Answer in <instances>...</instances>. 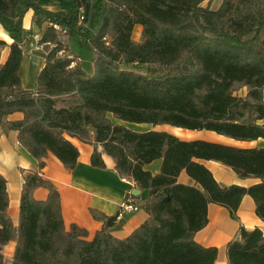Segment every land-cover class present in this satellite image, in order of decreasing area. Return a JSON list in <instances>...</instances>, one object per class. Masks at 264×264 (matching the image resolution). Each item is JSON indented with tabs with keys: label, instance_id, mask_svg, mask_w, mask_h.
Masks as SVG:
<instances>
[{
	"label": "trees",
	"instance_id": "16d2710c",
	"mask_svg": "<svg viewBox=\"0 0 264 264\" xmlns=\"http://www.w3.org/2000/svg\"><path fill=\"white\" fill-rule=\"evenodd\" d=\"M68 1L69 9L54 10L41 0H0V24L12 38L0 62V123L22 111L7 127L18 129L20 142L37 159V169L25 175L17 227L0 174V264L11 239V264H215L218 247L202 244L196 233L208 223L211 202L236 216L245 194L264 220V144L183 139L126 122L264 139V0H222L216 8L211 0ZM29 8L43 30L39 42L53 43L34 89L24 88L20 75ZM136 24L139 40L133 37ZM63 35L95 52L91 73L78 56L61 54L69 48ZM134 63L147 71L127 67ZM236 83L248 87L245 95L235 93ZM70 137L94 144V166H106V152L121 175L146 191L141 206L148 216L128 235L110 231L117 214L95 210L104 225L92 238L75 222L66 226L60 192L40 170L50 152L74 169L79 149ZM157 158L161 168L153 173L145 165ZM199 159L221 161L257 180L223 185ZM183 170L193 182L179 180ZM38 186L49 189L45 199L34 196ZM227 257L228 264H264V231L241 225L227 244Z\"/></svg>",
	"mask_w": 264,
	"mask_h": 264
},
{
	"label": "crops",
	"instance_id": "0c3cea01",
	"mask_svg": "<svg viewBox=\"0 0 264 264\" xmlns=\"http://www.w3.org/2000/svg\"><path fill=\"white\" fill-rule=\"evenodd\" d=\"M41 4L54 10L69 9L71 2L68 0H41ZM34 10L29 8L23 18L25 28V41L23 44V58L20 67L21 81L24 88L34 89L37 86V75L45 62V55L53 46V43H40L42 28L33 20ZM69 48L62 50L66 55L83 53L85 49L72 51L71 37L62 36ZM0 40L6 41V45L0 47V62L4 63L9 54V44L12 38L7 34L0 24ZM95 52L89 50L87 61L90 62L91 72L94 69L93 57ZM83 68L84 60L79 57ZM24 113L14 111L9 113L3 122L0 123V174L7 180V192L9 195L8 213L17 227L19 223L20 202L22 187L25 175L37 169V159L20 142L18 129L7 127V122L21 119ZM177 127V126H176ZM188 132V133H187ZM183 139H207L228 144L251 146L262 145L264 139L259 138L252 141L237 140L212 130L187 129L177 127L175 132ZM79 149L77 164L74 169L67 168L59 157L50 152L45 157V165L40 174L50 179L58 188L61 196L62 214L67 227L75 222L88 229V238H92L97 230L104 225L103 219L96 217L93 210L106 215L118 214L121 204L129 201L138 206L137 209L125 210L121 216L116 217L109 227L110 231L119 237L128 235L134 228L139 226L148 216V212L141 206V201L146 191L141 189L139 194H133L136 186L128 178H124L116 169V162L106 152L102 153L106 163L105 167L94 166L91 162V155L94 144L84 142L77 137H70ZM247 144H242L246 143ZM254 142L255 144H249ZM99 149L102 147L99 145ZM215 175L216 179L223 185L239 183L250 185L257 179L254 177H241L231 166L215 159H199ZM162 164V158H157L145 165L153 173H157ZM183 182H193L185 170L179 175ZM49 189L45 186H38L34 190V196L38 199H45ZM134 195V196H133ZM140 195V198L136 197ZM256 204L253 197L245 194L236 211V216L231 215L230 210L219 203L209 204L208 223L196 233L199 242L206 246H217L218 255L215 264H228L227 244L238 232L241 225L248 228L260 227L264 231V220L256 213ZM16 240L11 239L3 248L4 264H11L15 251Z\"/></svg>",
	"mask_w": 264,
	"mask_h": 264
},
{
	"label": "rangeland",
	"instance_id": "374dc122",
	"mask_svg": "<svg viewBox=\"0 0 264 264\" xmlns=\"http://www.w3.org/2000/svg\"><path fill=\"white\" fill-rule=\"evenodd\" d=\"M222 0H211L210 2V5L213 7V8H216L220 5ZM204 3H207V1H205ZM133 37L137 40H139L141 38V25L140 24H136L135 25V28H134V31H133ZM71 39H72V43H71V49L72 51H79V50H82V49H85V51L83 53L80 54V52L78 54H72V55H76L78 56V58L81 56L82 59H85L84 60V65H85V68L88 69V73H91V71L89 69L90 68V62L87 61L88 58H85V57H88V53H89V48H86V47H82L79 43V40L77 37L75 36H71ZM75 53V52H74ZM61 54L65 55V52L61 51ZM95 57V56H94ZM94 57H93V65H94ZM80 61V59H79ZM127 67L129 68H134V69H137L139 71H142V72H146L147 70V67L145 64H139V63H134V64H128ZM247 90H248V87L246 85H243L242 83H236L235 85V93L237 94H240V95H245L247 93ZM110 116L112 117V119L114 121H116L117 119L112 115L110 114ZM126 124L134 129H140V130H144V129H149V128H155V129H163V130H168V131H171L174 133L175 130H177V127L176 126H173V125H170V124H158V125H153V124H150V123H136V122H126ZM176 132V131H175ZM242 144H247L248 145V142L246 143H242ZM249 144H255L254 142L252 143H249Z\"/></svg>",
	"mask_w": 264,
	"mask_h": 264
},
{
	"label": "built area",
	"instance_id": "2783aa9c",
	"mask_svg": "<svg viewBox=\"0 0 264 264\" xmlns=\"http://www.w3.org/2000/svg\"><path fill=\"white\" fill-rule=\"evenodd\" d=\"M80 12L82 13V12H83V9L80 8ZM82 18H83V15L81 14V16H80V20H81ZM54 26H55L56 28H58V29L60 28V26H59L58 23H55ZM124 178H127V177L124 176ZM137 208H138L137 205H135V204H133V203H131V202H129V201H125V202H123V203L121 204V207H120V210H119L117 216L120 217L121 214H122V212H124L125 210H131V209H137Z\"/></svg>",
	"mask_w": 264,
	"mask_h": 264
},
{
	"label": "water",
	"instance_id": "95a60500",
	"mask_svg": "<svg viewBox=\"0 0 264 264\" xmlns=\"http://www.w3.org/2000/svg\"><path fill=\"white\" fill-rule=\"evenodd\" d=\"M141 192V188H139L138 186H135L132 190L133 194H139Z\"/></svg>",
	"mask_w": 264,
	"mask_h": 264
},
{
	"label": "bare ground",
	"instance_id": "6f19581e",
	"mask_svg": "<svg viewBox=\"0 0 264 264\" xmlns=\"http://www.w3.org/2000/svg\"><path fill=\"white\" fill-rule=\"evenodd\" d=\"M160 129V128H159ZM162 129V128H161ZM175 131H177V130H175ZM188 133V132H187Z\"/></svg>",
	"mask_w": 264,
	"mask_h": 264
}]
</instances>
